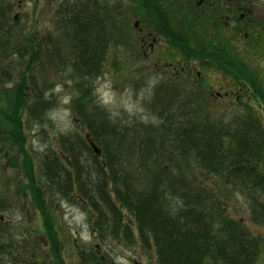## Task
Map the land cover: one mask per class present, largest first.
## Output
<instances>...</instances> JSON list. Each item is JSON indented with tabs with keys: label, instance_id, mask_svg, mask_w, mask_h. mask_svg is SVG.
I'll return each instance as SVG.
<instances>
[{
	"label": "trees",
	"instance_id": "16d2710c",
	"mask_svg": "<svg viewBox=\"0 0 264 264\" xmlns=\"http://www.w3.org/2000/svg\"><path fill=\"white\" fill-rule=\"evenodd\" d=\"M130 1L137 10L136 22L144 27L137 25L142 32L153 33V37L161 38L169 47L179 50L182 61L187 65L195 61L194 19L191 14L189 18L188 13L181 12L180 25L176 0ZM11 8L12 3L8 0H0V84L12 79L10 66L6 64L9 57L24 59L27 64L5 103L0 98V137L7 150L15 148L19 155L9 156L6 163L8 169L20 170L15 194L18 199L25 196L38 214L41 224L38 241L42 243L37 245L36 242L31 247L22 243L17 253H29L26 254L27 260L45 245L49 264H66L61 256L62 243L56 224L46 203V195L55 193L67 201L85 204L83 209L93 217V227L99 237L116 238L118 232H122L128 241L139 239L145 249H149L151 243L155 264H255L259 249L245 231L234 221L222 218L218 208L206 210L204 203L207 198H212V194L206 195L204 190L192 188L190 181L187 185L179 178L163 181L158 170L166 173L163 169L170 166L171 176L180 173L184 164L177 163L176 157L192 155L201 171L220 176L233 189L248 194L252 216L257 221L259 212L264 210V205L259 203V199H264V170H259V165L264 162V123L258 118L248 117L247 122L217 127V123L202 122L201 119L208 116L200 115V105L186 106L185 103H181V109L175 115L179 118L181 113L180 125L177 123L175 126L169 115L172 124L167 132L156 129L157 133L150 134L149 125L136 117L129 121L113 118L94 104L91 83L103 72L111 47L121 41L119 32H122V27L119 30L116 24L121 11L119 13L113 7L103 5L101 0H63L53 16L59 37L50 43L57 44L53 46L54 50L59 44L65 45L70 56L67 64L71 68L70 76L77 79L75 86L78 91L71 101V108L80 129L60 133L57 150L49 147L34 161L26 147L23 115L27 112L33 116L45 104L36 92V82L32 77L33 69L45 61V56L34 62L33 57L37 55L33 36L24 38L25 47H15L20 38L12 32L17 21L10 16ZM132 14L135 15L133 11ZM139 37L136 35L135 38L138 45ZM59 55L56 54L52 60V66L57 67ZM46 62L49 64L50 61ZM244 69L242 62H233L234 80L239 81L243 77ZM252 77H247L248 83L257 99L264 104L263 86L253 84L255 78ZM161 112L166 115L169 111L165 108ZM161 136L169 139L166 142ZM225 140L232 154H228L223 146ZM90 144L99 150V155L93 152ZM142 150L157 153L156 159L150 157L155 161L150 163V171L143 169L146 159L150 158L144 157L140 153ZM126 157H133L138 162L142 159V165L136 164L142 176L147 171L152 175L149 189L137 190L133 186L134 179L131 182L121 169ZM2 181L0 212L9 205L3 193L5 182ZM167 196L179 199L181 209L170 210L165 201ZM123 211L135 220L136 236L123 220ZM217 222L223 228L215 227ZM1 225L0 264L6 248L15 249V246L4 243L8 230ZM97 257L94 253L81 255L80 264H114L111 260Z\"/></svg>",
	"mask_w": 264,
	"mask_h": 264
},
{
	"label": "rangeland",
	"instance_id": "374dc122",
	"mask_svg": "<svg viewBox=\"0 0 264 264\" xmlns=\"http://www.w3.org/2000/svg\"><path fill=\"white\" fill-rule=\"evenodd\" d=\"M62 1L8 0L10 4L12 3L10 16L12 19L15 16L17 21L12 28V32L20 38L15 43V47H25L26 41L24 38L33 36L37 55L33 57L34 62L36 63L45 56V61L40 65H36L32 71L33 80L36 82V92L42 96L45 104L41 111L35 115L32 116L27 112L23 115L26 147L34 161H37V158L49 147H54L57 150V139L60 133H68L80 129L78 118H76L71 108V101L76 97L78 91L75 86L77 79L70 76L71 68L67 64L68 59L71 60L70 56L66 53L65 45L59 44V47L54 50L53 46L57 44L50 43L58 40L57 37H59L57 36L56 23L53 16L55 15L56 7ZM101 2L110 8L113 7L119 13L121 11V14L117 15L116 24L119 30L122 27V32H119L121 36L120 43L115 44L109 50L103 72L97 79L95 78L96 80L93 79L94 81L91 83L93 101L96 106L106 110L107 113L118 120L129 121L131 117H136L145 125H149L147 129H149L150 134L163 130L167 132L168 126L172 122H175V126L177 123L180 125L181 113L179 118L175 115L177 110L181 109V103H185L186 106L196 105L197 107L200 105V115L208 116L206 120L202 118V122L204 121L207 124L217 123L215 125L217 127L219 125L237 124L239 122L235 121L236 118L243 116L246 120L248 115L257 117L264 123V104L261 102L260 106L256 103L252 104L248 111L247 109L244 111L240 104H236L231 99L229 101L230 104L215 102L206 105L204 99L206 90L203 91L199 99L198 89L194 88L195 85L192 83L190 76H183V81L180 78L179 80L170 81L171 77H160L156 67L151 66L150 60L143 56V51H141L135 40L136 35L138 37V29L133 28V23L137 20L135 4L130 0H101ZM132 11L135 15L132 14ZM188 16L190 18L189 14ZM138 26L144 29L141 24H138ZM158 47L159 49L155 51L157 58L162 54L166 62H174L178 59V55H176L178 50L167 49L162 43ZM37 48H40L38 52ZM160 48H164V50L161 52ZM58 53L60 55L57 60V67H54L51 63L52 60H55ZM47 60L50 61L49 64L46 62ZM243 63L249 65L246 66L251 72L254 69L257 72L259 71L264 80L263 54L258 59ZM6 64L10 66L12 79L10 82H1L0 84V98L4 103L10 95L9 91L18 81L19 74L25 70L27 63L26 60L23 59L22 61L14 56L9 57ZM191 64V67L194 66L198 70L197 65L193 64V62ZM255 70L254 73H256ZM221 80L224 81L221 76H212L210 79L211 88H207V90H215L214 87H217L222 82ZM262 90L264 91V87ZM216 91L220 90L216 89ZM156 92H158V96ZM225 101L227 102V99ZM165 108L169 111L166 112V115L161 112ZM169 115L172 117V122L169 119ZM230 117L233 120L227 122ZM212 119H214L213 122H211ZM161 138H164L166 142L169 139L167 136H161ZM157 139L159 138L157 137ZM227 143L225 140L223 146H225L228 154H232ZM153 150L157 152V148ZM140 153L144 157H154L155 159L157 158V153L163 154L162 151L147 153L144 150ZM11 155L19 157L15 148L7 150L3 138L0 137V180H3V183L5 182V190L2 192L9 203L8 208L0 212V224L8 230L4 243L9 246H15V249L6 248V254L1 257L2 264H19L20 261L21 264H49L50 259L45 245L42 249L38 248L39 255H33L27 260H25L26 254L29 253L24 251L17 253L22 243H27L30 247L36 242L37 245H42L38 241L41 224L38 214L27 203V198L24 196L25 199H23L24 197L18 199L15 194L20 181L18 174L21 173L19 169H8L6 160ZM176 158L177 163L181 164L182 162L184 164L181 172L171 176V171H168L170 166H167V169L163 167L166 173H161L158 170L164 178L163 181L171 177L179 178L182 183L185 182L187 185L188 181H190L192 188L202 189L206 195L212 194V198H207L204 203L206 204V210L215 209L216 207L223 214L222 218L237 223L259 249L255 264H264V210L259 212L257 221H255L251 212L252 205L245 191L242 193L240 190L233 189L220 176L201 171L195 158L190 154L177 156ZM147 160L146 167L143 169L150 171L152 170L150 163H155V161L152 158ZM136 162L142 165V159H139L138 162L133 160V157H126L124 167H121V169L129 176L128 178H131L129 179L131 182L132 178L134 179L133 186L137 190H147L149 189L148 185L152 175L147 171L142 176L140 171H138L139 168ZM259 166V170L263 171L264 162ZM2 173L3 175L1 176ZM162 185L166 187V183ZM46 196L47 206L51 210L56 224V231L62 243L61 256L66 264H80L81 255L93 253L98 256V259L111 260L114 264H155V253L151 243L149 249H145L139 239L134 238V240L128 241L124 239L122 232H118L119 234L116 238H101L94 230L93 217L90 212L83 209L85 204L67 201L55 193H48ZM165 201L170 210L181 209V201L179 199L167 196ZM259 203L261 206L264 205V199H259ZM123 220H125L132 233L136 236L135 220L131 217L129 218L126 211H123ZM218 225L223 228L218 222L215 223V227L218 228ZM148 241L150 242V238H148Z\"/></svg>",
	"mask_w": 264,
	"mask_h": 264
},
{
	"label": "flooded vegetation",
	"instance_id": "af4514ba",
	"mask_svg": "<svg viewBox=\"0 0 264 264\" xmlns=\"http://www.w3.org/2000/svg\"><path fill=\"white\" fill-rule=\"evenodd\" d=\"M257 3L259 4L256 5ZM176 5L180 25L181 12L193 16L197 55L193 64L197 65L198 70L191 67L190 62L188 65L184 63L180 53L176 54L178 59L174 62H166L162 54L157 58L155 51L161 43L167 49H176L169 47L161 38L153 37V33L139 30L141 37L138 42L142 54L150 60L151 66L156 67L159 76L171 77L170 81L179 78L183 81V76H190L194 88L198 89L199 99L206 90V105L215 102L230 104L231 99L240 104L244 111L254 103L260 106V100L249 85L247 77L252 75L255 78L252 77V83L259 86L264 85L263 76L254 68L256 73L254 70L251 72L247 67L249 65L243 62L253 61L264 55V0H176ZM160 50L162 52L164 48ZM234 61H240L245 66L243 77L239 81L234 80L231 71ZM214 74L221 76L224 81L221 80L214 87L215 90L208 91ZM237 120L247 122L249 118Z\"/></svg>",
	"mask_w": 264,
	"mask_h": 264
},
{
	"label": "water",
	"instance_id": "95a60500",
	"mask_svg": "<svg viewBox=\"0 0 264 264\" xmlns=\"http://www.w3.org/2000/svg\"><path fill=\"white\" fill-rule=\"evenodd\" d=\"M90 145H91V144H90ZM91 146H92V145H91ZM92 149H93V152H94L96 155H99V154H100L99 150H98L96 147L92 146Z\"/></svg>",
	"mask_w": 264,
	"mask_h": 264
}]
</instances>
